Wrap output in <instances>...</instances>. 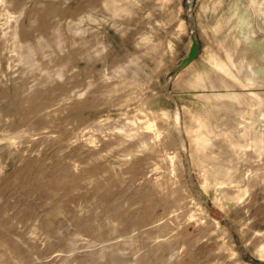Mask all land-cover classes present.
I'll use <instances>...</instances> for the list:
<instances>
[{"label":"rangeland","instance_id":"1","mask_svg":"<svg viewBox=\"0 0 264 264\" xmlns=\"http://www.w3.org/2000/svg\"><path fill=\"white\" fill-rule=\"evenodd\" d=\"M0 264H264V0H0Z\"/></svg>","mask_w":264,"mask_h":264}]
</instances>
